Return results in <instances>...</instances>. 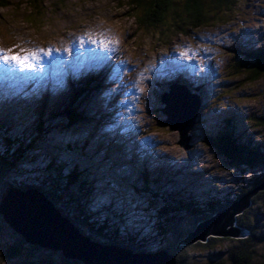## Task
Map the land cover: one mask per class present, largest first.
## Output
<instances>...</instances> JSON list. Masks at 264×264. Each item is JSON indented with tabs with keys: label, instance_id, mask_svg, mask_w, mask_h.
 I'll use <instances>...</instances> for the list:
<instances>
[{
	"label": "rangeland",
	"instance_id": "rangeland-1",
	"mask_svg": "<svg viewBox=\"0 0 264 264\" xmlns=\"http://www.w3.org/2000/svg\"><path fill=\"white\" fill-rule=\"evenodd\" d=\"M130 1L0 0V51L11 49V55L22 54L24 49H51L53 54L46 62L54 63L46 70L47 76L40 74L38 79H32L39 84L37 88H24L28 80L32 81L26 78L27 73L17 79L16 72H0L2 86L14 89L0 90V156L9 163L17 156L8 178L25 186L32 184L53 160L54 167H58L59 161H64L65 167L74 166L71 161L74 156L58 150L63 148L61 144L85 148L84 152L96 161L99 169L90 195L93 219L89 218L88 222L101 227L102 235L116 227L124 239L137 236L140 247L149 245V249L158 250L159 235L164 236L162 231H166L169 218L165 217V211L159 215L158 208L165 205L160 197L140 190L141 171L159 181V186L151 189L166 195L172 205V200L178 202L175 207L185 205L183 200L190 203L194 200L208 208L209 202L234 199L258 176V172L229 166L206 140L214 136V129L229 115L249 119L250 123L245 124L247 132L248 128L254 129L253 136L258 141L264 137V125L260 124L264 117V75L251 82L245 72L238 76L231 73V66L244 52L264 49V0H237L227 11L208 7L206 14L211 20L197 28L184 24L186 31L180 34L172 26L171 14L162 25L143 28L134 17L140 15L141 9L131 8ZM181 3L174 0V5ZM153 16L156 15L151 12ZM81 38L83 44L79 42ZM102 39L111 42L104 50L91 43ZM71 42L81 45L83 52H91V62L97 60L99 65L73 66L68 51L66 59L58 57V50ZM107 49L120 52V56H112ZM163 56L174 58L163 60ZM179 56L185 59L174 66L172 63ZM60 59L64 62L59 65ZM186 60L194 69L188 66L184 69L186 73L180 72L188 65ZM53 69V80L45 82L51 92L37 81L49 77ZM13 75L16 81L10 79ZM169 80L179 81L187 90L199 88L200 81L208 91V95L203 92L206 102L202 101L197 120L187 133L190 138L187 149L179 144V133L161 123L168 119L160 110L164 106L160 99L163 89L168 91ZM85 81L90 82V89L77 106V111L85 116L83 122L69 128L52 125L55 120L51 114L67 109L74 92ZM213 81L217 83L212 85ZM9 105L10 108H5ZM3 123L10 124L11 132H2ZM36 123L52 129L44 142L39 139L35 149L21 152L15 146H4V139L24 143L31 140ZM117 127L122 128L124 135L113 132ZM136 181L134 186L132 183ZM177 211L182 219L188 216L182 208L178 207ZM17 236L7 224L0 222L2 264L39 263L46 259L45 253L34 256L25 252L20 258L7 260L6 246H11ZM236 244L222 242L213 252L219 249L227 252L228 247ZM189 250L197 264L207 263L208 250L192 253Z\"/></svg>",
	"mask_w": 264,
	"mask_h": 264
},
{
	"label": "trees",
	"instance_id": "trees-1",
	"mask_svg": "<svg viewBox=\"0 0 264 264\" xmlns=\"http://www.w3.org/2000/svg\"><path fill=\"white\" fill-rule=\"evenodd\" d=\"M181 2V5L178 6L174 5V0H132L129 3L131 4V8L136 10L141 9L140 15L134 17L136 22L143 28H156L160 24L162 25L166 16L171 14L174 19L172 26L176 31H179L177 34H180L186 31L183 27L184 24L189 28H197L211 20L212 17L206 14V8L211 7L213 10L220 9L227 11L236 5L237 0H181ZM151 12L156 16L152 18ZM241 72H245L248 80L251 82L258 80L264 75V49L258 48L244 52L242 57L231 66L232 74L237 76L244 74ZM88 85L89 82L83 91L80 90L74 93L76 101H79L86 95L85 92H88L90 89ZM75 100L74 102H76ZM55 117H59L56 124L69 128L75 125L76 122H83L85 116L77 111L76 106L70 105L67 109L60 111L59 114L52 115V120ZM235 118H237L236 115L227 116L223 120L222 125L214 129V136L208 138L206 141L209 145L214 146L218 155L222 156L229 166L238 169L246 168L253 173L258 172V176L255 179L253 178L250 181V185L241 190V193L236 198H225L223 201L209 202L208 208H205L202 203H195L196 201L194 200L191 203L183 200L185 205L179 204L175 207L178 202L172 200V203H174L172 205L166 195L159 194L158 190L153 191L151 189V186L157 188L159 181L152 179V177L150 178L151 175L144 171L140 172L139 180L142 182L140 190L148 191V193L152 192L153 197H160L164 201L165 205H162L161 209L158 208V212L160 215L165 211V217L168 216L170 221H167L168 224L166 223V231L164 229L162 231L164 238H161L159 235L157 242L160 247L156 251H166V253L174 258L175 264H197L196 260L192 259V255H189V252H187L188 249H190V253L199 249L208 250L209 254L206 256V264H221L224 261H227L229 264H264V190L262 189L252 195L250 206L235 218V226L243 232V237L232 239L209 236L205 242L180 244L200 221L210 218L219 210L230 207L246 193L260 187L264 183V137L258 141L253 136L256 135L254 129L248 128V132L251 134L247 132L245 124L250 123L249 119ZM260 124L264 125V117L261 118ZM43 126L44 123H39L36 126L35 133L32 134L31 140H28L26 143L14 140L7 146H11L12 148L17 146L16 148L21 152L25 149L36 148L37 143L40 140L43 141L52 129V126L48 127V129L43 128ZM61 146L63 148L58 147V150L62 154L74 156L71 160L74 161V166L72 165L71 168L69 166L65 167L66 164L62 162L58 167H54L53 160L32 184L25 186H20L22 182H12L8 178V174L14 166L15 160L13 159L15 157L11 158L12 160L9 163L8 160L5 161L0 156V194L6 188L11 187L19 188L18 190L20 191L28 189L38 190L63 217L69 219L80 233L92 242H98L102 246L128 249L134 254L149 253V245L140 247L137 236H130L124 239L116 227L111 229L112 232L102 235L103 230L101 227H95L92 222H88L89 218L93 216V214H90L89 208V205H92L90 195L93 180L91 178L98 175V164L93 158L87 156V152H84L85 148L76 149L73 146L62 144ZM54 155L56 157V154ZM65 169L67 173H65ZM135 183L137 184L138 181L132 184L136 186ZM178 207L188 213L185 219L180 217L179 211H177ZM108 213L110 212L108 211ZM107 218L109 219L110 216L107 215ZM0 222L4 225L1 215ZM160 226H162L161 224L159 228L162 229ZM143 240L148 242L146 239ZM225 241L236 242L237 244L228 247L227 252L221 251V249L213 252L217 246L220 248L219 245ZM23 243L22 238L17 236L12 247L7 250L6 259L14 260L17 258V255L24 250ZM33 250L45 253L44 257L46 259H42L39 263L26 261L25 264H82L77 260H65L59 252L40 250L35 247H33ZM198 264H203V262H198Z\"/></svg>",
	"mask_w": 264,
	"mask_h": 264
},
{
	"label": "water",
	"instance_id": "water-1",
	"mask_svg": "<svg viewBox=\"0 0 264 264\" xmlns=\"http://www.w3.org/2000/svg\"><path fill=\"white\" fill-rule=\"evenodd\" d=\"M160 101L164 105L160 110L168 117L161 121L162 125L177 131L180 137L179 144L187 149L190 139L187 133L195 123L199 101L178 87L163 94ZM260 189L264 190V183L246 193L230 207L200 221L180 244L205 242L209 236L232 239L243 237V232L235 226V218L250 206L252 195ZM0 215L4 223L24 242V250L17 258L25 252L28 254L32 252L34 256L41 253L34 251L35 247L59 252L65 260H77L82 264H175L174 258L166 251L134 254L128 249L102 246L92 242L36 190L20 191L12 187L6 188L0 197ZM12 245L6 246V253Z\"/></svg>",
	"mask_w": 264,
	"mask_h": 264
},
{
	"label": "bare ground",
	"instance_id": "bare-ground-1",
	"mask_svg": "<svg viewBox=\"0 0 264 264\" xmlns=\"http://www.w3.org/2000/svg\"><path fill=\"white\" fill-rule=\"evenodd\" d=\"M9 44V43H8ZM13 44H14V42H13ZM65 49H68V54L70 55V58H71V64H73V66H89V65H91V66H98L99 64H98V62L99 61H97L96 60V63H92L91 62V52L88 54V52H83V48L81 47V45H79V44H75V43H73V42H71L69 45H65V47L62 49V50H58V52L56 53L57 54V56L58 57H60V58H63V59H66L67 57H65ZM201 49V48H200ZM109 54H111L112 56H114V57H119L120 56V52H117V53H112V52H108ZM52 54L53 53H51V55L50 56H52ZM55 54V55H56ZM184 56V55H183ZM164 57V56H163ZM171 57H173L174 58V56H169V57H164V59L163 60H169V58H171ZM111 59H114V58H111ZM172 59V58H171ZM185 58H183L182 56H179V57H176L175 59H174V62L172 63L174 66L176 65V64H181V63H183V60H184ZM189 59V58H188ZM40 60L42 61V63L41 64H38L39 66H37V68H39V69H37V70H35V71H33V72H31V73H28L27 71L25 72V73H27V79H29V78H39V76H40V74H44L45 76H47V74H48V72L46 71V70H48L49 68H51V67H53L54 66V63L53 62H46V61H50V58L49 57H44L43 55H41V57H40ZM46 62V63H45ZM207 62V61H206ZM83 64V65H80V64ZM171 64V65H172ZM185 64H188L187 66H185L183 69H181L182 71H180V72H184V73H186L185 71H184V69H186L188 66H190L191 67V69H194L193 68V65H192V63L190 62H188L187 60L185 61ZM173 66V67H174ZM41 70H45V71H41ZM53 71H54V69L51 71V75L49 76V77H46V78H42V82H41V84H43V83H45V82H47L49 79L50 80H53V78H54V74H53ZM25 73H23V74H20V73H18V72H16V77H17V79H19V74H20V76L21 75H24ZM29 77V78H28ZM2 76L0 75V90H2L3 89V86H2ZM12 80H14V75L12 76ZM12 88V87H11ZM13 89V88H12ZM14 90V89H13ZM11 92V91H10ZM1 93V92H0ZM13 94V93H12ZM115 129H119V127H117V128H115ZM120 130V129H119ZM147 139V138H146ZM81 156H83V155H81ZM134 157V156H133ZM145 172V171H144ZM144 181V180H143ZM98 243V242H97Z\"/></svg>",
	"mask_w": 264,
	"mask_h": 264
},
{
	"label": "snow or ice",
	"instance_id": "snow-or-ice-1",
	"mask_svg": "<svg viewBox=\"0 0 264 264\" xmlns=\"http://www.w3.org/2000/svg\"><path fill=\"white\" fill-rule=\"evenodd\" d=\"M83 44V39L81 38L79 41ZM92 44H97L102 50H104V46L106 44L111 43L107 40H92ZM108 51H114V49H107ZM51 49H35L29 50L24 49L21 53L16 54H9L11 53V49H8L6 52L0 51V72L4 73H12L19 72L20 74L27 72L35 71L38 64H41L42 61L40 60L41 55L44 57H48L51 55ZM68 51V49H65ZM184 55V53H181ZM21 78L23 76L21 75ZM2 264V262H0Z\"/></svg>",
	"mask_w": 264,
	"mask_h": 264
}]
</instances>
